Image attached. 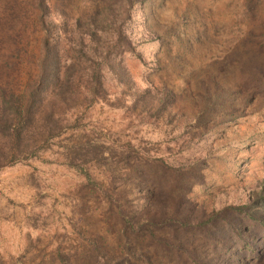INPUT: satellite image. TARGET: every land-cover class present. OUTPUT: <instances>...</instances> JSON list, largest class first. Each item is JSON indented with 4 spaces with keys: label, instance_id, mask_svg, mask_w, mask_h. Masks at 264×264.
Instances as JSON below:
<instances>
[{
    "label": "rangeland",
    "instance_id": "374dc122",
    "mask_svg": "<svg viewBox=\"0 0 264 264\" xmlns=\"http://www.w3.org/2000/svg\"><path fill=\"white\" fill-rule=\"evenodd\" d=\"M120 1L0 0L2 112L77 71L0 131V264H264V0H129L96 58Z\"/></svg>",
    "mask_w": 264,
    "mask_h": 264
},
{
    "label": "trees",
    "instance_id": "16d2710c",
    "mask_svg": "<svg viewBox=\"0 0 264 264\" xmlns=\"http://www.w3.org/2000/svg\"><path fill=\"white\" fill-rule=\"evenodd\" d=\"M130 1L126 0V4L125 3L121 4V2H124V0H121L119 2L120 4H117L118 12L114 10L113 7H111L101 14V16L105 15L101 20V24L103 25V27L101 29L100 28L96 30L93 29L92 34L88 36L89 37L88 47L89 46L91 47L92 43L95 44L96 46L95 49L93 50V54L96 58H99V59L103 58L102 54H100L97 51L99 49H102L106 43H109L111 41V40L106 41L107 39L110 38V36H107L105 38L103 37V35L107 34L106 30L109 29L108 28L109 24L107 22L109 20H114V22H116L117 20H119L121 16L128 17L129 10L132 6V3ZM107 16L109 17L105 18ZM106 23L108 24L107 26L105 25ZM76 27H78V24L76 25ZM121 30L122 29H120L119 27L117 28L116 36L118 40L116 42V45L120 44L121 46H123V48L130 50V47H131L130 44L127 42H124V37L122 39ZM76 34H77L76 44L78 46L77 49L79 50V53L84 52L86 48L85 36L89 35V32L81 33L77 31ZM109 47L110 46L106 45V47L104 48L108 49ZM48 53H49L48 49L45 48V56L43 60L40 62V69L43 75L45 73L46 63L49 59ZM53 61L55 63V60ZM75 69H76V63H73L64 71L63 81H66V82L65 84H62L60 86L57 84L58 82L57 67H54V70L52 73V78H53L52 82H50L51 80L48 81V80L43 79L41 83L35 84L33 86H28L26 89V93L23 96H18L17 98H15L16 102L18 103V107L15 108L14 115H12L13 113L7 114L0 110V131L2 132L3 129L10 130L11 133L9 135V138L16 143L15 146L20 144V142L22 141V138L25 135H27L26 133H29V130H28L29 123L28 122L31 121L32 117L36 114L38 104L40 103L39 96L41 95V93L49 89V90H52L54 93L57 92L56 95H59V98L65 99L68 95L66 83L72 81V79L75 77L76 72H77ZM100 78H101V71H99V69L98 70L96 69L91 77L92 88H96V87L98 88V86L101 84ZM55 80H57L56 84H55ZM69 97L70 96H68V98ZM23 100H24V103H23ZM252 205H257L258 210H255L257 208H254L253 206H248L247 209H249V211L247 212L244 211V214L247 213L248 214L247 216L249 217L251 221H257L264 227V191L259 196L257 195V198L254 199Z\"/></svg>",
    "mask_w": 264,
    "mask_h": 264
}]
</instances>
